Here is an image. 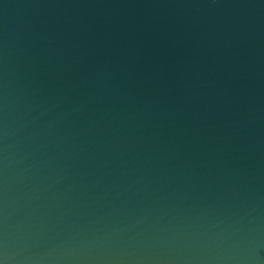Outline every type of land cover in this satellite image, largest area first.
I'll use <instances>...</instances> for the list:
<instances>
[{
  "label": "water",
  "instance_id": "95a60500",
  "mask_svg": "<svg viewBox=\"0 0 264 264\" xmlns=\"http://www.w3.org/2000/svg\"><path fill=\"white\" fill-rule=\"evenodd\" d=\"M0 264H264V0H0Z\"/></svg>",
  "mask_w": 264,
  "mask_h": 264
}]
</instances>
